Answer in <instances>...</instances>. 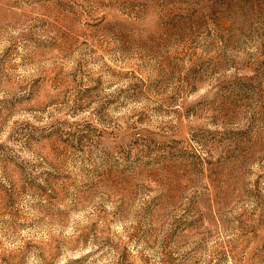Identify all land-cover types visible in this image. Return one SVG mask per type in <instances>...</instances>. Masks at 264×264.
I'll use <instances>...</instances> for the list:
<instances>
[{
	"label": "rangeland",
	"instance_id": "rangeland-1",
	"mask_svg": "<svg viewBox=\"0 0 264 264\" xmlns=\"http://www.w3.org/2000/svg\"><path fill=\"white\" fill-rule=\"evenodd\" d=\"M0 264H264V0H0Z\"/></svg>",
	"mask_w": 264,
	"mask_h": 264
}]
</instances>
